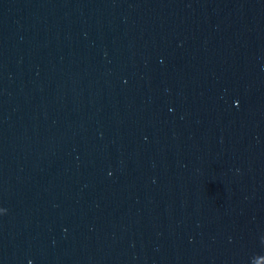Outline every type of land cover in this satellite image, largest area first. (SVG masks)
<instances>
[{
    "label": "water",
    "instance_id": "1",
    "mask_svg": "<svg viewBox=\"0 0 264 264\" xmlns=\"http://www.w3.org/2000/svg\"><path fill=\"white\" fill-rule=\"evenodd\" d=\"M0 264H264V0H0Z\"/></svg>",
    "mask_w": 264,
    "mask_h": 264
}]
</instances>
